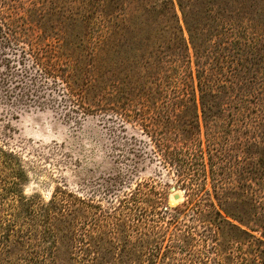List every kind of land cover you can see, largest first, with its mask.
<instances>
[{
  "label": "trees",
  "instance_id": "trees-1",
  "mask_svg": "<svg viewBox=\"0 0 264 264\" xmlns=\"http://www.w3.org/2000/svg\"><path fill=\"white\" fill-rule=\"evenodd\" d=\"M0 109L106 117L119 158L138 141L170 178L45 202L12 158L0 264H264V0H0Z\"/></svg>",
  "mask_w": 264,
  "mask_h": 264
},
{
  "label": "rangeland",
  "instance_id": "rangeland-1",
  "mask_svg": "<svg viewBox=\"0 0 264 264\" xmlns=\"http://www.w3.org/2000/svg\"><path fill=\"white\" fill-rule=\"evenodd\" d=\"M3 120L0 122V142L4 141L8 155L4 159L0 155V183L9 181L6 163L14 158L24 168L26 178L22 189L26 196L38 195L47 202L53 192L63 186L85 194L94 180H106L118 172L124 177L122 191L141 180H155L162 186L169 182L166 171L143 153L144 145H139L138 141L129 142H133L129 148L137 155L132 163L119 158L118 150L111 149V140H108L114 130L106 117H88L82 125H73L55 111L32 109L20 112L17 119L9 116ZM8 121L10 129L4 127ZM132 135L146 140L138 127L128 126L125 136ZM11 150L17 154L10 156ZM126 163L130 166H125ZM135 163V172L131 174V165ZM175 193L181 194V201H174ZM183 198V192L172 189L169 205L176 206Z\"/></svg>",
  "mask_w": 264,
  "mask_h": 264
},
{
  "label": "water",
  "instance_id": "water-1",
  "mask_svg": "<svg viewBox=\"0 0 264 264\" xmlns=\"http://www.w3.org/2000/svg\"><path fill=\"white\" fill-rule=\"evenodd\" d=\"M173 191H176V189L173 188ZM173 199H174L175 202H179V201H181L182 196H181V194H179V193H175V194L173 195Z\"/></svg>",
  "mask_w": 264,
  "mask_h": 264
}]
</instances>
